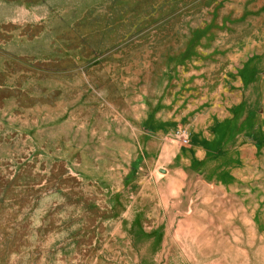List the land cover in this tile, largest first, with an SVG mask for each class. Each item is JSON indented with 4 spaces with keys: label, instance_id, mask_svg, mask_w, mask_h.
Here are the masks:
<instances>
[{
    "label": "rangeland",
    "instance_id": "obj_1",
    "mask_svg": "<svg viewBox=\"0 0 264 264\" xmlns=\"http://www.w3.org/2000/svg\"><path fill=\"white\" fill-rule=\"evenodd\" d=\"M0 264H264V0H0Z\"/></svg>",
    "mask_w": 264,
    "mask_h": 264
},
{
    "label": "built area",
    "instance_id": "obj_2",
    "mask_svg": "<svg viewBox=\"0 0 264 264\" xmlns=\"http://www.w3.org/2000/svg\"><path fill=\"white\" fill-rule=\"evenodd\" d=\"M175 138L182 145H185L188 142V137L184 130L178 129L175 133Z\"/></svg>",
    "mask_w": 264,
    "mask_h": 264
},
{
    "label": "water",
    "instance_id": "obj_3",
    "mask_svg": "<svg viewBox=\"0 0 264 264\" xmlns=\"http://www.w3.org/2000/svg\"><path fill=\"white\" fill-rule=\"evenodd\" d=\"M161 173H164V170H161Z\"/></svg>",
    "mask_w": 264,
    "mask_h": 264
}]
</instances>
